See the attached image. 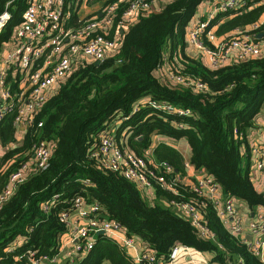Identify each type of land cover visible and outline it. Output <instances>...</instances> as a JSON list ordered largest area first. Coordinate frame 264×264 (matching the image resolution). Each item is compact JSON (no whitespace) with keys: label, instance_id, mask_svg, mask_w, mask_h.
<instances>
[{"label":"trees","instance_id":"obj_1","mask_svg":"<svg viewBox=\"0 0 264 264\" xmlns=\"http://www.w3.org/2000/svg\"><path fill=\"white\" fill-rule=\"evenodd\" d=\"M200 1L166 0L116 27L127 3L118 0L108 31L111 35L117 28L113 52L98 62L84 57L75 61L24 127L19 141L14 123L18 102L8 105L0 120V191L10 172L27 160L36 140H51L52 149L47 165L27 170L0 206V264H29L30 257L58 252L68 229L59 214L70 208L76 195L96 201L101 216L117 220L161 259L180 244L206 251L216 264H263L240 231L221 222L214 202L197 195L183 180L185 161L174 146L181 139L188 144L190 166L209 174L223 196L238 197L249 207L264 206V193L250 180L244 137L264 105V55L211 66L187 54L184 29ZM25 3L0 0V14L8 12L0 25V47L19 22ZM263 8L264 1L242 0L235 8L216 11L208 24L214 25L216 34L229 35V30L256 21ZM66 24L75 28L80 24L72 9ZM174 75L182 80H174ZM152 100L189 112L167 111L151 105ZM109 129L119 147L170 165V171L155 170L163 183L151 179L152 196H144L135 182L90 156L98 135ZM49 199L44 209L42 204ZM188 200L199 205L207 234L198 232L170 203ZM17 239V245L7 248ZM104 261L136 264L118 242L97 233L76 264Z\"/></svg>","mask_w":264,"mask_h":264},{"label":"built area","instance_id":"obj_2","mask_svg":"<svg viewBox=\"0 0 264 264\" xmlns=\"http://www.w3.org/2000/svg\"><path fill=\"white\" fill-rule=\"evenodd\" d=\"M118 0L93 10L90 17L78 16L79 26L66 25L71 9L79 7L80 0H25L19 22L12 28L9 41L0 51V120L8 105L18 102L14 117L15 124L24 127L29 124L36 110L40 108L47 97L52 94L58 83L63 81L70 72L72 64L84 57L88 60H101L111 54L117 44V26L132 22L136 14L150 10L151 0H127L126 6L116 19L115 30L108 35L111 22L114 19ZM242 0H219L215 5L216 11H224L240 5ZM76 12V11H75ZM8 17L4 10L0 14V25ZM212 16L188 22L184 29V41L188 43L208 65H220L249 57L264 55V10L263 15L245 27L232 31L229 35H218L214 25H209ZM202 36L208 41L205 44ZM10 47H6L8 43ZM174 80L181 81L179 75ZM11 83H14L11 87ZM56 83V85H54ZM53 86V87H52ZM198 89L201 83H196ZM52 88V89H50ZM151 105H159L167 111L188 113L167 102L150 101ZM109 130L101 132L89 149L90 156L111 170L118 171L128 180L135 182L144 194L146 188H151V179L163 183V176L155 170L162 167L170 171V165L161 161H151L147 155H136L128 149L119 147L111 138ZM263 138L261 144H254L250 149L254 153L252 166L258 170L264 181V126L261 129ZM52 141L38 139L31 146V153L21 166L8 175L7 182L0 191V206L8 199L16 185L25 177V172L32 169L44 168L51 153ZM150 162V165L147 164ZM186 172L183 180L189 183L192 190L201 196L210 198L216 206V212L224 224H229L233 230H240L239 218L236 215L235 205L231 195L222 196V206H217L218 196L221 194L209 174L201 169H193L185 161ZM250 176V175H249ZM50 199L42 204L47 208ZM182 216L201 234L208 231L201 222L199 205L194 201L170 202ZM100 205L96 201H86L81 195L71 200L70 208L59 214L67 227L71 221H80L75 224L69 241L75 252L84 253L94 241L97 233H103L116 242L126 251L133 252L132 259L139 264H180L179 254L187 250L188 246L175 244L169 250L166 259H161L146 247L141 238L134 233H128L117 220L101 216ZM72 217V219H71ZM248 228L253 238L246 240L249 250L264 264V215L257 212L248 221ZM20 240L12 242L7 248L17 245ZM60 249L51 256L41 255L30 257L29 264L60 262ZM198 264H211L209 259Z\"/></svg>","mask_w":264,"mask_h":264},{"label":"crops","instance_id":"obj_3","mask_svg":"<svg viewBox=\"0 0 264 264\" xmlns=\"http://www.w3.org/2000/svg\"><path fill=\"white\" fill-rule=\"evenodd\" d=\"M165 1L166 0H151L150 10L159 8ZM263 1L264 0H259V2H263ZM218 2L219 0H201L196 5L194 13L188 22L190 23L198 19H205V18H209L210 16H213L216 13L215 5ZM78 9L74 10V12L76 11L75 13L81 16V14L78 13ZM263 10L259 17L263 15ZM136 16L137 14L132 19L135 20ZM231 32L232 30H229V33ZM8 41L9 39L1 45L0 51L2 50L3 47H5L4 44L7 43ZM10 45L11 43L9 42L6 45V47H10ZM184 50L189 55L198 56V53L188 43L185 44ZM54 85H56V83ZM262 126H264V105L260 108V110L254 116L253 124L250 127H248L244 132V135H245L244 137H245V140L249 148L248 159H249V164H250V168H249L250 169L249 171L250 180L255 189H257L258 191H262L264 193V181L262 180L259 171L255 170L252 166L254 153L250 151V149L252 148L254 144H258V143L261 144L262 142V138H263V135L261 132ZM23 130H24V126L21 124H17V131H16V136H15L17 141L21 139ZM174 146L181 152L184 161L188 162V155H189L188 144L183 139H181V140L176 141L174 143ZM0 149H2L1 146H0ZM152 194H153V190L151 188H148V189L146 188V190L144 191V196H152ZM222 196H223L222 193L218 196V199H217L218 207L222 206V201H221ZM232 200L235 205L236 215L239 218V224H240V230H241L240 233L247 240H249L250 238L254 237V234H252L248 228V221L250 220L252 216L257 214L258 211H260V213L264 215V206L256 205L253 207H249L242 199L235 197V196H232ZM79 222H80L79 220L74 221V222L71 221V226L67 229V232L62 235V240H61V245H60V254L62 256V260L56 263L55 262L53 263L43 262L42 264H76L77 263L78 257L82 253L78 254L77 252L73 250L71 243L69 241V238H70V234L73 229V226L75 224H79ZM126 252L132 258L133 252L131 251H126ZM209 258H210V255L206 251H198L191 247H188L187 250H182L180 252L179 257H178V262L180 264H198L202 262L203 260H206V259L208 260ZM135 263L139 264L137 262ZM102 264H108V262L104 261ZM211 264H216V263L211 262Z\"/></svg>","mask_w":264,"mask_h":264},{"label":"rangeland","instance_id":"obj_4","mask_svg":"<svg viewBox=\"0 0 264 264\" xmlns=\"http://www.w3.org/2000/svg\"><path fill=\"white\" fill-rule=\"evenodd\" d=\"M99 6L100 2H89L86 0H81L78 13L81 15H85L93 12V10L97 9Z\"/></svg>","mask_w":264,"mask_h":264},{"label":"water","instance_id":"obj_5","mask_svg":"<svg viewBox=\"0 0 264 264\" xmlns=\"http://www.w3.org/2000/svg\"><path fill=\"white\" fill-rule=\"evenodd\" d=\"M94 62H98V60H95Z\"/></svg>","mask_w":264,"mask_h":264}]
</instances>
